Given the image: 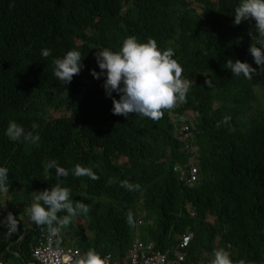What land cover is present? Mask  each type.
Wrapping results in <instances>:
<instances>
[{
	"label": "trees",
	"instance_id": "obj_1",
	"mask_svg": "<svg viewBox=\"0 0 264 264\" xmlns=\"http://www.w3.org/2000/svg\"><path fill=\"white\" fill-rule=\"evenodd\" d=\"M238 3L0 0V167L9 173L3 188L7 213L16 204L29 208L38 191L58 183L70 189L74 205L88 207L57 226L60 245L80 251L77 261L89 250L104 261L126 260L137 235L174 258L181 238L189 235L187 264H210L219 249L233 264H264V103L253 73L235 77L226 65L229 59L255 65L248 51L249 32L258 35L255 22L233 23ZM129 36L173 50L189 82L186 101L164 110L159 121L114 115L104 77L91 74L100 71L98 48L118 51ZM42 49L51 54L43 57ZM70 50L81 53L84 68L63 86L54 76V60ZM10 121L26 130L38 124V143L10 140L5 135ZM184 127L199 148L194 187L175 172L191 158L175 135ZM52 160L69 175L57 179L47 167ZM77 164L98 179L74 177ZM129 212L133 225L127 223ZM5 216L0 209V219ZM14 216L21 231L8 239L3 228V253L7 261L26 264L39 240L51 234L47 226H29Z\"/></svg>",
	"mask_w": 264,
	"mask_h": 264
},
{
	"label": "clouds",
	"instance_id": "obj_2",
	"mask_svg": "<svg viewBox=\"0 0 264 264\" xmlns=\"http://www.w3.org/2000/svg\"><path fill=\"white\" fill-rule=\"evenodd\" d=\"M232 16H234L233 23L237 26L244 21L255 22L254 29L258 35L249 32L253 42L248 51L255 64L264 69V0H239ZM98 49L96 62L100 71L93 69L91 74L96 79L104 77L102 86L106 96L112 99L111 111L114 115L127 118L130 114H134L135 117L159 121L164 115V110H170L178 103L186 101L190 85L182 78L183 68L173 58V50L161 49L154 39L142 43L135 36L127 37L118 51L106 47ZM50 54V49L41 50V55L45 58ZM54 65V76L63 86L70 85L74 76L84 68L81 53L76 50H70L63 58L55 59ZM226 65L235 77L252 78V73L256 71L248 62L239 59H229ZM206 83L211 87V81L207 80ZM113 93L119 98L117 99ZM171 118L175 122L173 116ZM229 119L230 117L226 116L223 123H227ZM219 126L218 122L217 127ZM38 128L39 125L33 123L31 130H26L17 122L10 121L5 135L14 142L35 145L40 140L36 131ZM47 167L55 169L57 179L69 175V172L55 160L49 161ZM72 175L98 179L91 169L79 164L72 170ZM8 179V170L0 167V189L4 188ZM121 187L134 190V186L127 181H121ZM62 212L66 214L58 216V213ZM87 212L88 207L83 202L74 205L70 189L58 183L54 187L38 191L33 203L27 209L31 222L37 226H47L51 235L58 232L57 226H66L72 218ZM126 219L129 225L134 224L131 212ZM0 227L7 228L9 233L15 232L17 229L15 216L9 212L0 219ZM77 264H105V262L98 253L89 250L77 261ZM210 264H233V261L227 251L219 249L214 250Z\"/></svg>",
	"mask_w": 264,
	"mask_h": 264
},
{
	"label": "built area",
	"instance_id": "obj_3",
	"mask_svg": "<svg viewBox=\"0 0 264 264\" xmlns=\"http://www.w3.org/2000/svg\"><path fill=\"white\" fill-rule=\"evenodd\" d=\"M175 135L179 142L185 144V151L191 156L186 167L177 165L175 172L180 174L181 180L186 186L194 187L198 183L200 175L199 166L196 164L199 158V148L193 145L194 137L188 127L176 129ZM140 225H142L141 222ZM3 228L0 227V264H8L2 248L4 239ZM11 233L8 231L9 235ZM60 241L61 233L59 231L55 235L43 236L33 250L32 259L26 264H75L81 255L80 251L71 247L61 246ZM191 242V236L184 235L175 249L174 258H171L170 252L164 254L158 251L154 244L144 243L137 235V239L126 260L120 261L108 256L104 262L105 264H187L186 253Z\"/></svg>",
	"mask_w": 264,
	"mask_h": 264
},
{
	"label": "crops",
	"instance_id": "obj_4",
	"mask_svg": "<svg viewBox=\"0 0 264 264\" xmlns=\"http://www.w3.org/2000/svg\"><path fill=\"white\" fill-rule=\"evenodd\" d=\"M8 200H9V196H8V193L5 192L4 189H1V193H0V209L2 210L3 214H8L7 213V208L9 207V204H8ZM9 209H12L9 208ZM27 209L28 208H23L21 206H15L12 210H11V213L13 215H16L17 217V220H20V222H23V223H27L29 226L33 225V223L31 222L30 220V217L29 215L27 214ZM19 216V218H18ZM142 223V222H141ZM140 224V223H139ZM21 231V228L20 227H17L16 231L15 232H12L11 235L7 234L6 237L8 239L10 238H16V234L17 232ZM26 232H28V228H26ZM5 237V236H4ZM20 241V239L18 240ZM69 246V245H68ZM70 247V246H69ZM12 253L16 256V257H20V254L18 253V251L16 250H13ZM5 257V255H4ZM5 260L7 261L6 257H5ZM8 264H16L13 260H8L7 261Z\"/></svg>",
	"mask_w": 264,
	"mask_h": 264
},
{
	"label": "rangeland",
	"instance_id": "obj_5",
	"mask_svg": "<svg viewBox=\"0 0 264 264\" xmlns=\"http://www.w3.org/2000/svg\"><path fill=\"white\" fill-rule=\"evenodd\" d=\"M255 66H256V68H255ZM252 67L256 69V71L253 73V76L256 80V88L258 89V93L260 94L262 102L264 103V79H263L264 69H261V67L256 65V64L252 65ZM217 102H221V101L217 100ZM16 205L18 207L20 206L19 204H16ZM16 205H14V207Z\"/></svg>",
	"mask_w": 264,
	"mask_h": 264
}]
</instances>
